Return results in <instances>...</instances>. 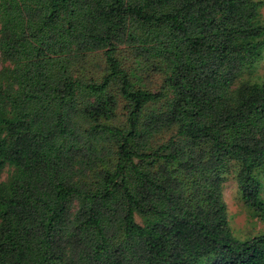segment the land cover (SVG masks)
Listing matches in <instances>:
<instances>
[{"label":"trees","instance_id":"trees-1","mask_svg":"<svg viewBox=\"0 0 264 264\" xmlns=\"http://www.w3.org/2000/svg\"><path fill=\"white\" fill-rule=\"evenodd\" d=\"M263 6L0 0V43L32 62L0 85V264H264V233L237 238L223 197L235 165L264 220V83L232 90L264 51ZM118 97L123 127L104 123Z\"/></svg>","mask_w":264,"mask_h":264},{"label":"rangeland","instance_id":"rangeland-1","mask_svg":"<svg viewBox=\"0 0 264 264\" xmlns=\"http://www.w3.org/2000/svg\"><path fill=\"white\" fill-rule=\"evenodd\" d=\"M264 1V0H263ZM259 20L264 23V6L260 10ZM1 12H0V30H1ZM91 59H96L99 61L101 67L104 65L102 55L91 57ZM32 62L27 53L23 51H14L12 48L2 45L0 43V85L10 87L11 89H16L20 86L23 80H25L26 73L30 68ZM99 71V69H98ZM96 72V76L100 75ZM150 80L147 82H138L144 88L157 91L163 85V78L160 75L150 76ZM243 82L251 83H264V51L257 59L256 63L245 68L244 72L234 81L232 85V90L237 89V87ZM172 97V96H171ZM120 106L115 114L109 119H105L104 123L107 125H116L118 127H123L125 125V110L124 103L120 97ZM89 125L86 121H82L81 131L85 132ZM176 129L172 128L170 130L164 131L158 135H155L152 141V145H160L173 135H175ZM108 147L106 152L105 162L101 164L100 167L107 165H112L115 163V149L111 144H100L91 145L90 148L99 151L100 149ZM99 167V168H100ZM235 165L231 166L230 172L225 176L223 183V197L227 205L228 218L230 222V227L233 234L240 239H247L258 234L264 233V220L261 219L253 210L247 207L241 197L239 192L236 173L234 169ZM8 169H5L2 173V180H8ZM95 170L92 169L88 172L84 180L90 179L94 175ZM264 196V193H263ZM78 207V202L75 200L73 203V210ZM137 221L142 223L141 218L137 217Z\"/></svg>","mask_w":264,"mask_h":264}]
</instances>
